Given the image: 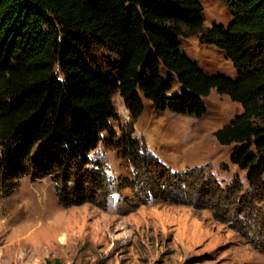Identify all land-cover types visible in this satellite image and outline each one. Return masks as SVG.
<instances>
[{"label":"trees","instance_id":"obj_1","mask_svg":"<svg viewBox=\"0 0 264 264\" xmlns=\"http://www.w3.org/2000/svg\"><path fill=\"white\" fill-rule=\"evenodd\" d=\"M223 1L230 21L204 27L199 0H0V195L21 176H49L63 203L93 200L105 174L88 154L115 136L114 93L133 122L144 99L201 117L213 88L242 108L213 131L217 142L233 144L249 186H264V0ZM194 33L224 51L234 78L206 74L181 49ZM92 46L113 57L100 61ZM133 132L117 143L135 167L150 166Z\"/></svg>","mask_w":264,"mask_h":264},{"label":"rangeland","instance_id":"obj_2","mask_svg":"<svg viewBox=\"0 0 264 264\" xmlns=\"http://www.w3.org/2000/svg\"><path fill=\"white\" fill-rule=\"evenodd\" d=\"M199 1L204 27L230 21L223 0ZM180 47L206 74L236 76L224 51L197 33L180 37ZM91 54L113 57L98 46ZM112 100L115 136L103 133L88 154L101 165L103 187L93 200L66 204L49 176L17 178L0 195V264H264V186L248 185L230 161L233 144L213 134L241 105L213 88L201 117L144 99L132 122L123 98ZM131 125L150 166L135 167L117 143Z\"/></svg>","mask_w":264,"mask_h":264}]
</instances>
